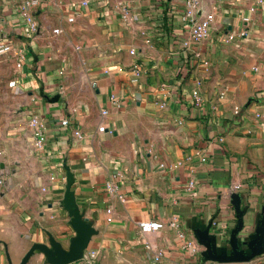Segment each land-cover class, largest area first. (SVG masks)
<instances>
[{"label":"crops","instance_id":"crops-1","mask_svg":"<svg viewBox=\"0 0 264 264\" xmlns=\"http://www.w3.org/2000/svg\"><path fill=\"white\" fill-rule=\"evenodd\" d=\"M39 1L40 33L27 39L0 0V38L26 51L15 89L46 122L41 147L29 134L38 196L0 201V264H53L42 246L69 254L74 212L89 241L69 264H264L262 1L202 0L213 21L189 49L185 0ZM65 46L76 48L78 99Z\"/></svg>","mask_w":264,"mask_h":264},{"label":"rangeland","instance_id":"rangeland-1","mask_svg":"<svg viewBox=\"0 0 264 264\" xmlns=\"http://www.w3.org/2000/svg\"><path fill=\"white\" fill-rule=\"evenodd\" d=\"M260 1L264 4V0ZM57 41L59 53L62 48L60 39ZM64 49L65 52L70 51L67 54L70 62L66 87L78 99L76 74L79 73V65L74 58L76 48L65 46ZM20 72L13 53L0 52V201L8 202L33 200L40 192L37 185L41 172L39 159L35 144L29 140V134H32L28 124V117L31 116L27 105L29 97L23 90L18 93L15 89ZM14 81L16 84L12 86Z\"/></svg>","mask_w":264,"mask_h":264},{"label":"built area","instance_id":"built-area-1","mask_svg":"<svg viewBox=\"0 0 264 264\" xmlns=\"http://www.w3.org/2000/svg\"><path fill=\"white\" fill-rule=\"evenodd\" d=\"M12 9L14 10L19 24L24 28V37L27 39H35L40 33V24L38 22V16L40 14V1L39 0H9ZM261 3V2H259ZM215 8H212L211 12L202 11V0H185L184 2V12L181 17V20L184 24L188 26V34L187 38L184 40L183 45L186 49L191 48L192 45H197L199 42L204 40L208 34L210 25L213 21V11ZM257 10V5L249 8L250 13H255ZM249 18H243V22L247 23ZM0 23H2V18L0 16ZM245 32H240L239 35L229 34L226 37V41L231 42L236 37H244ZM16 37L13 34H5L0 38V52L8 53L12 52L15 59L17 60V67L19 70L24 68V61L26 60V51L20 46H15ZM193 55L196 57H200V53L196 51H192ZM129 54L134 56L136 54L135 50H130ZM258 68L254 67L253 71L258 72ZM15 85V82H12V86ZM220 98H223V94L220 95ZM111 101L115 102V96L112 95L110 97ZM195 100V99H194ZM242 108L235 107L233 109V115L235 117H240L243 113ZM107 114L106 111H102V115L105 116ZM259 115H257L258 117ZM60 127H68L69 121L67 119L60 120ZM28 124L30 130L33 134V138L35 139L36 145L41 147L45 141V130H46V122L36 115H31L28 119ZM73 136L76 138H81L80 132L77 130H73ZM220 141H222L220 139ZM160 168H166L164 164H160ZM106 191L109 194L116 192V186L112 182H107L105 184ZM238 186H234L230 189V192L236 190ZM188 190L194 189V182H189L187 185ZM121 202L122 198L120 196L117 197ZM107 213L110 214V210H107ZM107 221L110 222L111 219L108 217ZM155 226V222H147L140 225V230L142 232H151L153 231ZM170 226L175 227V222H171ZM162 257L161 253H158L154 259L158 261Z\"/></svg>","mask_w":264,"mask_h":264},{"label":"water","instance_id":"water-1","mask_svg":"<svg viewBox=\"0 0 264 264\" xmlns=\"http://www.w3.org/2000/svg\"><path fill=\"white\" fill-rule=\"evenodd\" d=\"M73 217L77 226L78 236L77 239L72 241L69 254L59 249H54V252H51L50 250H48L47 247H41L45 252L48 261L53 264H69L75 262L80 259L82 251L87 247L89 241V234L86 232V230H84L85 223L78 212H74Z\"/></svg>","mask_w":264,"mask_h":264}]
</instances>
